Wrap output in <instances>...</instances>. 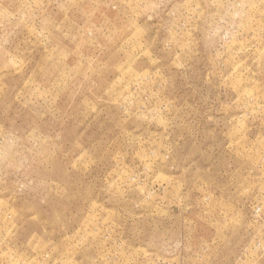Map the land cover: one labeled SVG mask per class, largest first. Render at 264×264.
Returning a JSON list of instances; mask_svg holds the SVG:
<instances>
[{
  "label": "rangeland",
  "instance_id": "1",
  "mask_svg": "<svg viewBox=\"0 0 264 264\" xmlns=\"http://www.w3.org/2000/svg\"><path fill=\"white\" fill-rule=\"evenodd\" d=\"M0 264H264V0H0Z\"/></svg>",
  "mask_w": 264,
  "mask_h": 264
}]
</instances>
